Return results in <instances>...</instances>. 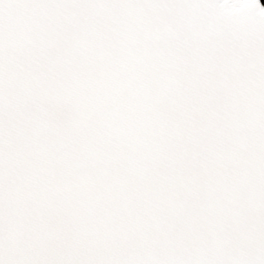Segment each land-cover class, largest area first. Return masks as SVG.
Returning a JSON list of instances; mask_svg holds the SVG:
<instances>
[{
    "label": "snow or ice",
    "instance_id": "snow-or-ice-1",
    "mask_svg": "<svg viewBox=\"0 0 264 264\" xmlns=\"http://www.w3.org/2000/svg\"><path fill=\"white\" fill-rule=\"evenodd\" d=\"M0 264H264L260 0H0Z\"/></svg>",
    "mask_w": 264,
    "mask_h": 264
},
{
    "label": "trees",
    "instance_id": "trees-1",
    "mask_svg": "<svg viewBox=\"0 0 264 264\" xmlns=\"http://www.w3.org/2000/svg\"><path fill=\"white\" fill-rule=\"evenodd\" d=\"M261 1H262L263 5H264V0H261Z\"/></svg>",
    "mask_w": 264,
    "mask_h": 264
},
{
    "label": "water",
    "instance_id": "water-1",
    "mask_svg": "<svg viewBox=\"0 0 264 264\" xmlns=\"http://www.w3.org/2000/svg\"><path fill=\"white\" fill-rule=\"evenodd\" d=\"M260 3L263 5L262 1L260 0Z\"/></svg>",
    "mask_w": 264,
    "mask_h": 264
}]
</instances>
